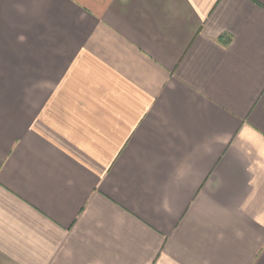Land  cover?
<instances>
[{"label":"crops","instance_id":"1","mask_svg":"<svg viewBox=\"0 0 264 264\" xmlns=\"http://www.w3.org/2000/svg\"><path fill=\"white\" fill-rule=\"evenodd\" d=\"M0 264H264V0H0Z\"/></svg>","mask_w":264,"mask_h":264}]
</instances>
